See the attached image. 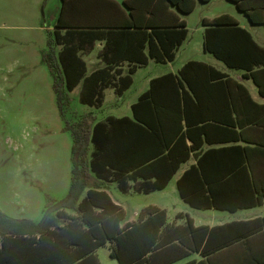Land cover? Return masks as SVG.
Listing matches in <instances>:
<instances>
[{
  "label": "trees",
  "instance_id": "16d2710c",
  "mask_svg": "<svg viewBox=\"0 0 264 264\" xmlns=\"http://www.w3.org/2000/svg\"><path fill=\"white\" fill-rule=\"evenodd\" d=\"M229 1L252 23L264 22V0ZM121 3L128 10L126 15L113 0H60L58 12L46 32L47 48L40 60L51 75L55 106L62 128L71 139L69 185L61 199L45 205L37 222L9 218L0 212V264H99L93 251L106 242L108 256L117 264H169L187 255L188 250L175 242L187 247V234L192 242L188 249L201 247L205 228L192 226L190 220L185 226H164L166 212L155 206L141 209L138 221L119 227L122 209L103 190L97 189L91 177L102 179L111 170L117 188L125 192L127 179L138 178L151 168L160 174H155L153 182L144 181L139 190L163 189L179 165L190 157V152L200 149L204 141L197 143L193 139L195 128L189 126L188 101L204 97L217 103L223 93L231 111L237 94L256 103L242 84L203 62L190 60L178 75L167 73L152 78L149 88L130 105V117L108 116L92 123L90 112L82 115L70 112L68 93L75 86L79 85V103L99 106L103 89L110 87L120 96L131 84V74L137 65L147 63L148 59L157 63L172 61L187 37L186 22L176 11L191 12L195 0H122ZM89 4L95 11L83 15L90 13V8L85 7ZM141 6L145 13L139 12ZM90 21L98 27L115 24L109 26L121 28H76L83 26L81 22ZM201 22L206 26L203 50L230 68L247 71L263 95L253 65L264 63V48L229 14L203 18ZM95 43H101L96 55L103 65L85 74L81 54L93 49ZM123 62L127 68L121 73ZM171 89L175 90L173 95H169ZM204 90H208L209 98L200 95ZM197 167L192 166L178 179L180 195L195 207H221L208 196L201 198L199 194L186 193L187 178L189 175L193 178ZM198 176L200 187H204L202 176ZM65 209L75 214L69 215ZM257 221L264 219L254 220L253 224ZM244 224L252 226V222Z\"/></svg>",
  "mask_w": 264,
  "mask_h": 264
},
{
  "label": "rangeland",
  "instance_id": "374dc122",
  "mask_svg": "<svg viewBox=\"0 0 264 264\" xmlns=\"http://www.w3.org/2000/svg\"><path fill=\"white\" fill-rule=\"evenodd\" d=\"M59 1L0 0V212L13 219L39 220L45 205L61 199L69 185L71 139L62 128L55 106L51 75L40 60L47 48L46 32L57 14ZM223 13L231 15L240 25L249 24L246 15L229 0H197L190 13L180 15L186 22L188 35L172 62L161 64L149 60L135 71L131 86L120 96L114 95L110 88L105 89L103 103L97 109L78 102L79 86H76L68 93L69 111L76 115L90 111L94 119L128 115L129 103L149 77L175 71L187 59L210 61L216 67H224L202 51L205 26L201 22L203 18L212 19ZM93 47L97 54L100 47ZM93 53L87 57V51L82 53L88 70L96 64ZM109 191L119 196L129 217L139 212L146 201H159L155 194H122L113 184ZM174 192V187L171 193L169 188L164 195ZM181 204L180 201L174 207L186 208ZM208 214L204 213L207 217ZM96 251L103 264H116L108 256L107 244Z\"/></svg>",
  "mask_w": 264,
  "mask_h": 264
},
{
  "label": "crops",
  "instance_id": "0c3cea01",
  "mask_svg": "<svg viewBox=\"0 0 264 264\" xmlns=\"http://www.w3.org/2000/svg\"><path fill=\"white\" fill-rule=\"evenodd\" d=\"M113 1L120 6L126 15L128 10L123 7L121 3L122 0ZM196 2L197 0H195V5ZM85 7L90 8V13L83 15L92 14V12L95 11H93L94 8H92L91 4L85 5ZM140 9L141 10L139 12L145 13L143 6H141ZM176 13L179 16L183 14L178 11H176ZM248 21V26L240 25L238 21L237 23L240 27L250 33L253 41L259 47L264 48V22L252 23L249 19ZM80 25L83 26L76 28L104 30L121 28L118 26L110 27L109 25L111 24H107V27H98V24H92L91 21L87 23L81 22ZM114 25L115 24L111 26ZM96 45L100 47L101 43H95V46ZM202 51L205 52L203 48ZM87 53L88 54H85V57L89 54H94V61L96 64L91 66L88 70L87 61L85 60V57H83V54H81V58L85 62V74H88L103 65L101 60L96 57L94 47ZM209 54L217 59L212 53ZM149 60L154 61L153 59H148L147 63L137 65V67H135L133 73L131 74V84L133 79L132 76L135 71L148 64ZM190 60L194 59L185 60L175 71L167 70L159 73L158 75L149 77L140 91L135 94L134 100L129 103L128 115H105L100 119H94L93 117L92 123L96 121H103L108 116L115 118L121 116L130 117V105L137 101L138 97L149 88V83L152 78L159 77L167 73L178 75L180 68L184 65V63ZM217 60L220 61L224 67H216L213 63H210V61H195L203 62L215 70L223 73L231 80L242 84L256 105L250 103L244 96L237 94L234 97V111H231L230 106L228 107L227 101H225L223 93L221 98L218 97L217 103L212 102L210 99H204V97L201 99L199 98L197 101L195 99H193L192 102L188 101L189 126L195 128L192 132L193 139L197 143H202V141H204L200 149L190 152V157L179 165L178 169L163 189L149 192L139 190L140 185L144 181L153 182L155 180V174H160L158 170L153 172L151 168H147V170L143 172L142 176L138 178L127 179V190L125 192H121L117 188L114 173H112L111 170L106 172L102 179H96L91 175L92 182L98 186L97 189L103 190L108 195L110 200L122 209L123 218L118 223L119 227H126L127 225L138 221L141 209L148 206H155L159 209L165 210L166 212V221L164 226H185L188 224V220H190L192 226L203 227L206 229L205 232H202L203 241L201 243V247L198 249H188V246L192 244L190 234L186 235L187 247L182 245L179 241H175L186 248L188 253L187 255L169 264H264V222L257 221L253 224L254 220L264 219V94L262 95L260 93L257 83L247 71L239 68H230L221 60ZM253 66V70L258 71L257 74H255V77L259 84L263 86L264 90V63H259L258 65ZM120 68L122 70L121 73H124L127 68L126 63L123 62ZM107 88L110 87H106L105 89ZM105 89L102 91L101 104L103 103V93ZM110 89L114 94L113 89ZM174 93L175 90L171 89L169 95H173ZM199 93L200 95L203 93L205 98H209L210 96L208 90H204L203 92L200 91ZM99 107L90 108L97 109ZM205 139L207 141H205ZM187 144L190 145V140L188 139ZM121 149V153L123 154L124 150L123 148ZM122 162L123 161H121L120 165L123 166ZM194 165L198 166V172L195 170L193 172V178L195 181L192 180L193 178L191 175L188 176L186 193L190 195L199 194L201 198L203 196L204 198L205 196H208L210 199L215 200L217 204L216 206L221 207H195L190 205L180 195L177 187V181L186 170L190 169ZM199 174L202 176L201 180L204 187H200L201 184L199 183L198 178ZM110 184H113L114 188L122 194L134 193L145 196L155 194L157 195L156 197L159 201H146L139 212H133L132 216L129 217L126 214L123 205L118 200L119 196L115 193H113V195L110 193ZM173 187L175 191L174 195H164L165 191L169 188L171 193L173 191ZM85 190L86 189L82 191L79 199L84 195ZM199 190L205 191L204 194L200 193L202 191ZM180 201L183 203L181 205H185L186 208L177 210L174 206H176L175 204H179ZM173 202L175 204H172ZM64 211L68 214H75L73 210L65 209ZM205 212L209 214L212 213V215L208 214L207 217L204 215ZM246 222H252V226H246L244 224ZM251 228L252 230L246 231ZM105 244L109 246L108 242ZM97 248L93 251V255L99 264H103L96 253ZM105 264H108V262Z\"/></svg>",
  "mask_w": 264,
  "mask_h": 264
}]
</instances>
